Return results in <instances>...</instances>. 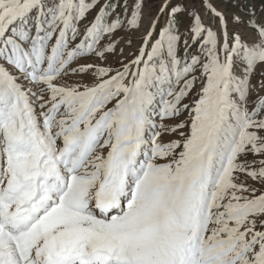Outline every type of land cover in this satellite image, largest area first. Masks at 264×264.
Segmentation results:
<instances>
[{
	"label": "snow or ice",
	"instance_id": "obj_1",
	"mask_svg": "<svg viewBox=\"0 0 264 264\" xmlns=\"http://www.w3.org/2000/svg\"><path fill=\"white\" fill-rule=\"evenodd\" d=\"M145 2L0 0V264H264V7L163 0L78 63Z\"/></svg>",
	"mask_w": 264,
	"mask_h": 264
},
{
	"label": "rangeland",
	"instance_id": "obj_2",
	"mask_svg": "<svg viewBox=\"0 0 264 264\" xmlns=\"http://www.w3.org/2000/svg\"><path fill=\"white\" fill-rule=\"evenodd\" d=\"M213 2L216 4V7L220 8V9H228L230 11H234V9H231V4H230V0H213ZM161 3H163V0H146L145 4H144V8H143V14L140 17L139 20V25H140V30L139 31H134L132 33H130L129 31L126 30H120L118 31L115 36L112 37L113 40L117 41V45H116V52L115 54H107V58L104 61H99L96 60L94 57H88L87 59L85 58H79L78 63L79 64H87V63H96V64H103L104 66H109V67H113V68H117V67H121V61L123 63H127L129 60L134 58V55L138 52V49L140 47V41H141V37L144 35V33L147 31L148 25L152 22V20L155 18L156 12L158 11ZM241 3L243 4L245 10H247L248 7H255L258 12L260 11V9L262 7H264V0H241ZM191 6V5H189ZM195 6L197 8H201V0H195ZM131 12V7L129 8V13ZM261 15H264V13H260ZM95 15V13H91L89 14L87 20L82 21L79 25L81 32L84 31L85 27L88 25V23L91 22L92 17ZM200 15H201V19L203 21L204 24L213 27L217 32H219L220 30V25L218 21H213L212 16L209 15H205V12L201 9L200 11ZM161 23L164 22V17L160 18ZM179 20V27L180 30L183 31L184 28L186 27L188 20L186 17H178ZM241 27V31L243 33L244 29L242 26ZM229 34L232 33L233 31V26L231 24H229ZM131 39L132 43L131 45H129L127 43V40ZM107 41H102V43H106ZM123 49V54L121 55L120 53V49ZM181 52H183V48L180 49ZM191 52H195L196 49L195 47H193L192 49H190ZM73 67H76L77 64L74 63L72 65ZM264 72V66H257L254 70V72L251 74L250 76V80L252 84H257L259 79H260V74ZM74 80L80 81L81 79L83 80V82H91L92 77L90 75H83L81 76H75L73 77ZM198 88V86H197ZM197 91V89H193V95H190L187 99H185L184 103H190L191 100L193 99V96L195 95V92ZM260 95H264V91L260 92ZM253 99V96L250 95L249 96V100L251 101ZM252 107H254V104L250 103L249 104V109H251ZM187 116V113H185L184 115H182L180 117V120L185 119V117ZM167 123H176V121H167ZM174 138H178L175 136H164L165 140L168 139H174ZM259 160V159H264V157H254V156H249L248 160ZM254 167H259V165H254ZM247 183L252 184L258 188H260L262 191H264V187H262L259 183L252 181L251 179H249L247 181Z\"/></svg>",
	"mask_w": 264,
	"mask_h": 264
}]
</instances>
